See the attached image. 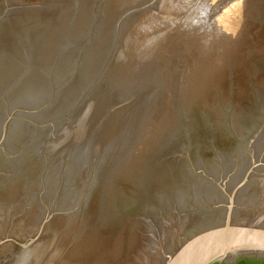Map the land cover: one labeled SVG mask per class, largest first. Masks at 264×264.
Segmentation results:
<instances>
[{"label": "rangeland", "instance_id": "1", "mask_svg": "<svg viewBox=\"0 0 264 264\" xmlns=\"http://www.w3.org/2000/svg\"><path fill=\"white\" fill-rule=\"evenodd\" d=\"M226 201L264 216V0H0V219Z\"/></svg>", "mask_w": 264, "mask_h": 264}, {"label": "water", "instance_id": "2", "mask_svg": "<svg viewBox=\"0 0 264 264\" xmlns=\"http://www.w3.org/2000/svg\"><path fill=\"white\" fill-rule=\"evenodd\" d=\"M0 219V264H264V216L226 201L148 212L59 207Z\"/></svg>", "mask_w": 264, "mask_h": 264}]
</instances>
